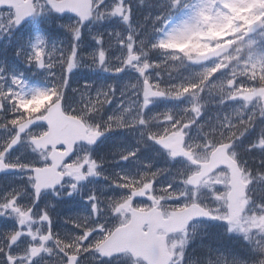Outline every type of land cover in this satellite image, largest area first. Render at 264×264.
<instances>
[{"label": "snow or ice", "instance_id": "1", "mask_svg": "<svg viewBox=\"0 0 264 264\" xmlns=\"http://www.w3.org/2000/svg\"><path fill=\"white\" fill-rule=\"evenodd\" d=\"M93 4L94 9L86 17L57 0H31L30 10L23 15L0 4V36L17 33L22 41L25 35L29 37L21 43L17 54L42 69L51 70L57 65L61 68V74L50 86L29 87L20 75L0 74V157L6 165L0 167V183L17 173L25 180L0 190V218H6L0 219V264H85L88 259L95 264H151L145 256L134 254L130 247L114 243L121 238L122 231L134 232L139 241L148 239L150 230L135 223L133 213L121 209L126 201H130L133 209H151L154 199L137 194L148 192L151 197L159 198L162 209L188 210L183 223L184 239L173 245V255L167 264H188L189 261L197 264V259L187 253L188 242L219 227L228 233L242 234L254 258L245 259L241 255L229 258L223 253H213L198 258L202 264H254L259 257H264V159L260 160L259 167L250 166L248 159L241 156L238 145L256 128L258 120H264V111L257 110L258 104L264 102V0L259 3L257 0H163L157 15L149 13L142 20L134 17V0H93ZM143 4L144 0H141ZM249 5H252L253 16H259V19L245 24L242 29L234 24L237 30L230 35L204 41L212 47L210 52L192 55L179 47L206 34L209 28L223 26L229 19H234L239 8ZM113 17L119 18L123 29L108 33L110 38L116 37L115 49L105 45L103 35L94 33L97 46L88 52L81 51L84 29L94 21ZM149 18L151 24L145 30ZM65 20L67 22L61 27L72 37L70 47L49 45L44 33L53 31L58 21ZM116 49L119 52L114 54ZM153 52H159L160 57L154 59ZM130 55L134 57L132 63L127 62ZM110 56L116 67L109 73L120 74L130 69L137 74L131 94L123 83L119 88L122 99L118 108L104 115L105 106L117 94L115 83L93 90V86L85 82L81 88L72 89L77 98L70 102L66 96L67 74L77 67L98 65L104 68ZM169 57L180 67L176 76L168 73L165 81L161 74L154 76V73L161 63H167ZM234 65L242 75L233 70ZM0 73H4V69L0 68ZM216 87L227 89V95L220 101L222 104H236L235 123L225 114L228 125L219 139L206 142L201 135L199 139L206 147L198 149L197 153L190 152V155L178 152L166 142L167 138L180 137L184 148L188 149L189 129L194 124L199 131L206 127V123H198L206 104L195 101H203ZM48 93H55L51 104L29 116L22 103ZM157 98H186L187 104L178 110L169 108L149 113V106ZM53 106L65 113L82 116L94 129L87 142L71 146L72 150L62 160L49 155L54 148H64L53 134L54 121L50 115ZM153 125L156 131H153ZM234 126L239 131L231 134ZM134 128L139 130V146L151 142L162 148L169 158H178L183 166L172 169L170 179L163 183L158 182V177L161 171L168 172L167 168L153 170L148 166L136 173L118 171L114 178H107L120 189L119 193L102 195L93 190L86 196L89 208L66 218L73 226L72 230H53L48 206L41 207L39 202L48 195L71 197L81 192L89 178L102 176L99 161L93 155L98 140L105 134ZM41 137H48L53 142L45 147L40 142ZM139 146L131 150L117 149L119 158H135ZM217 146L223 147L228 159L242 174L245 181L242 203L233 201L234 186L227 182L229 165L220 164L208 174L214 177L224 173L219 182L204 176L193 178L200 171L194 158L198 159V153L206 154ZM255 149L264 151V131H259L244 151ZM70 163L81 166L77 171L66 170ZM46 167L57 170L55 179L48 184L38 182L37 175ZM249 193L253 196L251 200L247 198ZM26 196L31 197L30 202H24ZM102 204L104 212L100 210ZM179 236L177 232L167 240L171 243ZM128 243L136 246L131 241ZM178 251L181 252L179 259L175 255Z\"/></svg>", "mask_w": 264, "mask_h": 264}, {"label": "trees", "instance_id": "2", "mask_svg": "<svg viewBox=\"0 0 264 264\" xmlns=\"http://www.w3.org/2000/svg\"><path fill=\"white\" fill-rule=\"evenodd\" d=\"M262 124H264V120H258L256 128L252 129L247 134V144L251 143L256 138L259 131H262ZM243 153V157L248 159L249 165L254 168L259 167L260 160L264 159V151L259 149L252 150L251 152L243 150ZM252 157H256V159H252ZM220 241L221 244L227 246L230 251L237 252L238 255L244 256L245 259L249 258V255L252 254L250 246L248 245L247 241L243 240L242 234L240 233H228L224 230L222 233V239Z\"/></svg>", "mask_w": 264, "mask_h": 264}, {"label": "clouds", "instance_id": "3", "mask_svg": "<svg viewBox=\"0 0 264 264\" xmlns=\"http://www.w3.org/2000/svg\"><path fill=\"white\" fill-rule=\"evenodd\" d=\"M102 14H103V12H102V10H101V15H102ZM200 47H201V51H202V52H203L204 50H207V49H208V45H207V44L201 45ZM148 51H150V50H148ZM155 54H156V56H157L158 58H159L160 55H161L159 52H157V53H155ZM141 55H143V51H141ZM169 60H171V57H169ZM173 66H174V65H172V64L161 63L160 67L156 70V74H157V75H160V71L165 70L166 68H172ZM233 70L236 71L237 73L241 74V75L243 74L242 72H240V70H239L238 68L235 67V65L233 66ZM259 104L261 105L262 108H264V102H261V103H259ZM261 128H262V131H264V124L261 125ZM237 131H239V129H238L236 126H234L231 134H235V132H237ZM222 133H223V130H220V134H222ZM185 135H187V133H185ZM201 135L205 137V141H206V142H207V141H211L213 138H216V139H219V138H220V135H219V136H216V135H214V134H213V135H210V134H209L208 132H206V131H198V132L196 133V135L191 136V138L189 139V141H188L189 147H188L187 150H189V151L192 152V153H197V150H198V149H201V148H203V147H206V143H205V142H202V141L199 139V136H201ZM198 155H201V154L198 153ZM243 167H244V165L242 164V165H241V169H243ZM244 175H245V177H247V172H245ZM247 198H248L249 200L253 199V196L251 195V193L248 194ZM100 210H101L102 212L105 211V207H104L103 204L100 206ZM181 251H182V250H181ZM175 255H176L177 259H179L180 256H181V252L178 251V252L175 253ZM188 264H191V262L189 261ZM254 264H264V257H259V258L254 262Z\"/></svg>", "mask_w": 264, "mask_h": 264}, {"label": "rangeland", "instance_id": "4", "mask_svg": "<svg viewBox=\"0 0 264 264\" xmlns=\"http://www.w3.org/2000/svg\"><path fill=\"white\" fill-rule=\"evenodd\" d=\"M33 86H37V85H33ZM32 87V86H30ZM221 87H217V90L220 91ZM228 112H230L229 114H227ZM225 114H227L231 120L232 123H235V117H236V111L234 110V108L232 110L227 109L225 110L224 116ZM215 179H220V176H217ZM7 188V187H6Z\"/></svg>", "mask_w": 264, "mask_h": 264}, {"label": "flooded vegetation", "instance_id": "5", "mask_svg": "<svg viewBox=\"0 0 264 264\" xmlns=\"http://www.w3.org/2000/svg\"><path fill=\"white\" fill-rule=\"evenodd\" d=\"M56 232H57V230H56Z\"/></svg>", "mask_w": 264, "mask_h": 264}]
</instances>
